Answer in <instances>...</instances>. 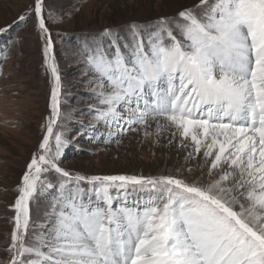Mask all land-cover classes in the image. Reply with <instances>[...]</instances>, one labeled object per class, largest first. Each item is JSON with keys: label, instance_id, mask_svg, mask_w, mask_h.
<instances>
[{"label": "snow or ice", "instance_id": "1", "mask_svg": "<svg viewBox=\"0 0 264 264\" xmlns=\"http://www.w3.org/2000/svg\"><path fill=\"white\" fill-rule=\"evenodd\" d=\"M44 8L33 0L13 22L34 14L51 91L42 139L10 205L6 264H264V0H194L153 31L131 25L130 40L105 28L108 45L87 49L89 111L106 129L89 139L119 145L131 132L159 144L167 134L170 145L178 136L180 148L191 147L186 162H201L192 179L180 168L85 175L61 167L69 141ZM52 193L38 223L31 205Z\"/></svg>", "mask_w": 264, "mask_h": 264}, {"label": "rangeland", "instance_id": "2", "mask_svg": "<svg viewBox=\"0 0 264 264\" xmlns=\"http://www.w3.org/2000/svg\"><path fill=\"white\" fill-rule=\"evenodd\" d=\"M167 2L149 0L148 15L134 20L140 7L148 4L147 0H44L43 14L53 41L52 54L62 78L61 111L65 115L62 131L69 141L61 157V167L85 175L158 174L152 157L154 147L142 134L129 132L119 145L115 142L104 145L89 139L106 129L94 121V113L89 111L95 101L89 86L91 74L84 72L87 49L94 48L98 42L105 46L109 43L108 38L100 36L103 29L115 30L122 42L131 39L133 24L153 31L160 17L176 16L166 15ZM177 3L183 8L185 0ZM32 4L33 0H0V28L12 25L0 34V51L7 49V58L0 63L3 72L0 76V264L8 260L4 249L10 242L13 227L9 218L14 211L10 205L50 115L51 76L44 64V40L35 16L30 14L25 21L13 23ZM49 13L53 14L51 18ZM185 163L187 177L195 178L187 169L191 167L195 172L198 167L191 166L192 161ZM52 195L55 193L45 194L31 205L38 223L43 220Z\"/></svg>", "mask_w": 264, "mask_h": 264}, {"label": "bare ground", "instance_id": "3", "mask_svg": "<svg viewBox=\"0 0 264 264\" xmlns=\"http://www.w3.org/2000/svg\"><path fill=\"white\" fill-rule=\"evenodd\" d=\"M148 4L146 6L140 7V10L135 14L134 20L144 19L148 13L149 10V0ZM194 0H185L184 6H191L193 4ZM179 3V2H178ZM177 3V0H168L166 3V15H172L176 14L177 10L181 9L180 5ZM147 142L154 147L153 151L155 152L153 157L154 162L156 163L158 167L157 173L166 171V170H175L177 168L185 169L184 166L185 163V157L189 151H191V147L187 148H181L179 151V143H180V137H176V139L172 142V146L168 144V135L164 134L160 138L159 144H153L150 140H147ZM191 166L198 167V170L195 172H191L195 174L196 176L199 175V168H200V160L194 159L192 160ZM17 195V194H16Z\"/></svg>", "mask_w": 264, "mask_h": 264}]
</instances>
